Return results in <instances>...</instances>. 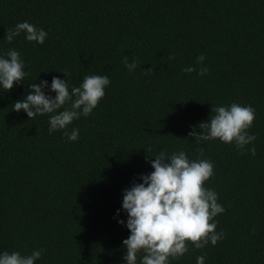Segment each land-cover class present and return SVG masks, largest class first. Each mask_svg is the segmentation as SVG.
<instances>
[{
	"label": "trees",
	"instance_id": "1",
	"mask_svg": "<svg viewBox=\"0 0 264 264\" xmlns=\"http://www.w3.org/2000/svg\"><path fill=\"white\" fill-rule=\"evenodd\" d=\"M24 21L48 33L43 45L24 33L5 39ZM10 49L28 75L10 92L0 88V253L43 249L35 264H126L124 190L143 183L161 151H185L214 163L205 186L219 193L216 230L226 235L215 246L189 245L170 264L201 255L205 264H264V0H0V56ZM123 56L139 62L134 72ZM189 66L197 71L185 73ZM62 71L70 90L86 75L111 80L92 114L69 125L76 141L50 134L49 114L13 110L32 83L47 80L54 98L53 77L68 79ZM233 102L256 110L255 156L188 135L203 131L214 106Z\"/></svg>",
	"mask_w": 264,
	"mask_h": 264
},
{
	"label": "clouds",
	"instance_id": "2",
	"mask_svg": "<svg viewBox=\"0 0 264 264\" xmlns=\"http://www.w3.org/2000/svg\"><path fill=\"white\" fill-rule=\"evenodd\" d=\"M21 33L29 42L43 45L48 33L27 21L18 23L14 29H8L5 39L11 43ZM174 54L169 59H174ZM205 55L197 56L196 61L202 65L198 75L209 73L203 66ZM122 63L134 72L139 66L137 60L129 62L128 56L122 57ZM155 69H146L151 74ZM185 73L196 72L194 66L185 67ZM68 79L54 76L51 91L53 98L45 93L48 81L32 83L25 98L13 104V110L27 113L29 119L37 115H50L49 133L63 131L68 141L79 138V129L69 130V125L81 116L88 117L104 99L105 89L111 84L107 75H86L79 87L69 89L70 74L62 71ZM28 73L20 53L10 49L6 58L0 56V88L12 91L14 86L25 81ZM62 109V110H61ZM256 119L253 106H242L233 102L230 106H214L210 122L198 125L203 131L197 133L195 127L189 137L195 136V143L219 139L226 144H234L241 154L250 152L256 155L255 141L257 136L250 134ZM253 145L250 149L247 145ZM148 151V150H147ZM204 149H199L203 156ZM151 160L154 171L142 175L143 183H133L124 190L122 208L128 214L126 227L130 235L123 241L126 247L124 260L126 264H170L190 251L203 249L209 243L215 246L225 238V232H217L218 221L215 219L225 212L219 203V193L206 187V182L214 177V163L209 159L190 160L185 151L168 154L161 151ZM119 216V210H117ZM125 224L124 220H119ZM255 231V229H253ZM44 250H34L31 255H22L18 251L0 253V264H35L42 257ZM205 255L197 257L196 264H205Z\"/></svg>",
	"mask_w": 264,
	"mask_h": 264
}]
</instances>
